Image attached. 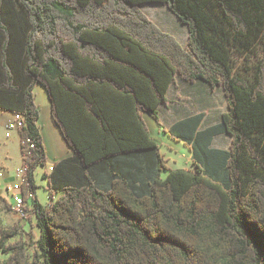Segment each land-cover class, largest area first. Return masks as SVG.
<instances>
[{
    "label": "trees",
    "instance_id": "trees-1",
    "mask_svg": "<svg viewBox=\"0 0 264 264\" xmlns=\"http://www.w3.org/2000/svg\"><path fill=\"white\" fill-rule=\"evenodd\" d=\"M147 3L187 27L186 47ZM177 76L222 87L219 124L163 127ZM37 85L73 156L43 174L50 205L27 209L36 240L0 226V264H264V0H0V112L22 115L34 146L25 199L48 161ZM106 93L133 123L103 110ZM145 115L191 147L189 168L167 165ZM221 134L228 149L212 147Z\"/></svg>",
    "mask_w": 264,
    "mask_h": 264
},
{
    "label": "crops",
    "instance_id": "crops-1",
    "mask_svg": "<svg viewBox=\"0 0 264 264\" xmlns=\"http://www.w3.org/2000/svg\"><path fill=\"white\" fill-rule=\"evenodd\" d=\"M37 86L34 89L35 101H36L35 92ZM220 92L223 93V96L226 100V97L224 95L221 86H216L213 88L208 83L203 81H196L194 83H189L183 80L180 76H177L175 83H173L169 88L167 94L168 102L166 104H160L158 107L159 116L163 127L166 130H170L171 128L176 126L179 122L199 114H201L203 117L198 128L199 130H205L209 127L219 124L222 120V115L227 111V100H226V109L220 108L219 97H218L219 96L218 93ZM67 102L68 104L71 103L70 100H68ZM117 102L120 101L112 102V100L107 96L106 93L105 102L102 106L103 110L105 109V111L110 113L112 116L113 114H116V116H121V115L124 116V114H126L127 115L126 118L130 120L131 123H133L134 118L132 114L129 115L126 113L127 112L126 106L122 103H117ZM42 116H45L46 118V121L43 124L41 123ZM12 119H13V113L0 112V152L4 150L5 155L3 157L4 159L2 163L4 162L5 164H7L6 166L5 164L4 165L2 164L1 166L2 170H0V178L3 179V181L0 183V198H2L3 201H8L11 208L13 204L12 189L13 186L19 181L17 176V170L23 164L20 132L12 131L9 136H6V133L8 131L7 130L8 123ZM144 120L151 133V136L158 142V140L155 137V132L160 134V132H162L160 130V127L157 125L155 120L148 115L144 116ZM38 124L45 144V148L47 152V160H48L46 166L43 167V172H42V178H43V174L45 172L47 174H50L53 171V167L56 163L71 158L73 156V151L67 144L61 131L59 130L58 126L55 124L52 118V106L49 98H48V106L46 110H44V112L41 110V115ZM164 134H168V133H164ZM225 139L229 140L228 143L230 145V140H231L230 136L227 134H221L214 137L212 142V147L219 149H228L229 146L225 148L222 147V145H220V144H224ZM170 140L171 141L166 143L165 146H167L169 148V151L171 152H177L178 150H182L183 149L182 147L185 146L184 154L188 163L185 168H189L191 165V158H192L191 147L189 145H186L183 141L176 140L171 136H170ZM49 143L51 144V146ZM160 150L162 151L161 146H160ZM183 157L184 156H182V158ZM13 160H15V163L11 166L10 164L11 162H13ZM172 164L177 165L178 161L177 160L171 161V158H167V165L170 168H172L173 167ZM172 169H183V168H177V166H175V168ZM37 171L38 170H36L34 173V178H35V185L38 187L35 176V174H37ZM35 194L38 201L43 206H46L47 203L51 201L50 194H49V201L46 202V204L42 203V201L39 199L37 189L35 190ZM60 195L61 194L56 195L54 197V200L58 199ZM28 203L30 205V202ZM29 209H31L32 211L33 208L30 207ZM34 220L36 222L35 216H34Z\"/></svg>",
    "mask_w": 264,
    "mask_h": 264
},
{
    "label": "rangeland",
    "instance_id": "rangeland-1",
    "mask_svg": "<svg viewBox=\"0 0 264 264\" xmlns=\"http://www.w3.org/2000/svg\"><path fill=\"white\" fill-rule=\"evenodd\" d=\"M141 10L148 16L150 20H152L158 27L163 30L164 32H167L171 35H173L179 43L186 47L188 42V30L187 27L181 23V21L167 8V6L163 3H147L143 4L141 7ZM36 102L37 105H39L40 110L44 112L48 106V98H47V92L46 90L38 85L36 88ZM219 94V103L221 109H226V100L223 96V93L220 92ZM46 118L45 116H42L41 123H45ZM156 124V123H155ZM157 127V126H156ZM155 137L160 143V146L162 147L161 153L164 154L165 158H171V161L177 160L178 164L174 165L172 164V168H185L187 166V160L185 158V152L183 146L182 150H178L177 152H171L169 151V148L165 146L166 143H168L170 140V136L168 134H164L160 132L158 134L155 132ZM224 144L222 147L227 148L229 146V140L225 139ZM8 142V141H6ZM50 144V143H49ZM51 146V144H50ZM5 155L4 150L0 152V170H2V164L5 163L3 161V157ZM182 156H184L182 158ZM15 163V160L11 162V166ZM7 164H5L6 166ZM37 174L36 176V182L38 184L37 187V193L39 196V199L42 201V203H45L49 201V193L47 191V181L42 178V172L43 167L40 166L37 168ZM166 173H163V176H165ZM3 181V179L0 178V183ZM57 200V199H56ZM51 201L47 203L46 206H49ZM0 226L9 229L12 227H18L20 230L22 237L25 241L29 242L31 238L34 237V240H36L39 236V230L35 225L34 215L32 213H29L26 219H22L18 217L12 210L10 204L8 201H3L2 198H0ZM34 247L30 246L29 253L32 255L34 251Z\"/></svg>",
    "mask_w": 264,
    "mask_h": 264
},
{
    "label": "built area",
    "instance_id": "built-area-1",
    "mask_svg": "<svg viewBox=\"0 0 264 264\" xmlns=\"http://www.w3.org/2000/svg\"><path fill=\"white\" fill-rule=\"evenodd\" d=\"M26 125L25 119L20 114H13V119L8 123L6 136H9L12 131H19ZM21 145H28L29 148H33V144H28L27 141L21 140ZM26 155V154H25ZM29 166L26 162H23L22 166L17 170L18 183L13 186V212L20 218L26 219L30 207L33 208L34 200L36 198L35 192H28L27 199L22 194V188L24 183L27 181V173ZM30 202V205L29 203Z\"/></svg>",
    "mask_w": 264,
    "mask_h": 264
}]
</instances>
